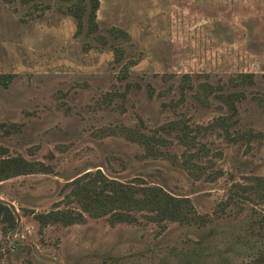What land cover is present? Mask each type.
<instances>
[{"label":"rangeland","instance_id":"rangeland-1","mask_svg":"<svg viewBox=\"0 0 264 264\" xmlns=\"http://www.w3.org/2000/svg\"><path fill=\"white\" fill-rule=\"evenodd\" d=\"M39 1L52 6L40 12L0 0V73L10 74L0 81V144L5 155L49 166L0 179V199L17 217L13 229L0 228V264H253L259 253L264 264V200L248 191L251 197L229 200L234 189L241 192L237 184L264 178V139L237 136L264 130V106L255 96L264 92V0H99L105 43L76 33L59 0ZM110 26L128 36L113 38ZM239 71H253L255 82L243 87L228 135L208 126L226 105L213 97L203 105L193 92L201 80L225 81ZM184 73L194 86L182 93ZM174 120L190 126L194 144L178 139L169 128ZM121 126L158 135L161 152L147 151ZM188 155L202 173L185 167ZM97 169L187 196L209 219L160 225L133 210L136 220L112 222L108 213L83 211L80 222L40 224L39 212L79 208L66 200L69 182Z\"/></svg>","mask_w":264,"mask_h":264},{"label":"trees","instance_id":"trees-1","mask_svg":"<svg viewBox=\"0 0 264 264\" xmlns=\"http://www.w3.org/2000/svg\"><path fill=\"white\" fill-rule=\"evenodd\" d=\"M11 2L13 0H6ZM21 3H31L34 7L43 9L51 7L50 1L38 0H19ZM99 0H59L57 8L69 15L75 20L76 33L84 32L87 35H93L101 43L107 42V35L99 30L97 20V8ZM108 32L113 38L127 37L128 33L119 26L108 27ZM114 58L121 60L123 57V48L120 44H112ZM131 60L123 63V75H126ZM264 78V73L262 74ZM10 74L0 73V81L7 83ZM255 82V73L253 71H239L227 76L225 81L210 82L201 80L195 86L194 96L203 105L211 104V98L222 101L226 107L225 114L217 115L208 124L209 127L219 126L225 134L231 135V126L237 120V103L245 95L244 86L251 85ZM189 73L183 74L179 87L183 93L185 88H193ZM260 105L264 106V92L255 95ZM121 130L131 139L142 143L149 152L158 150L157 144L160 138L156 134H147L134 126H121ZM2 123H0V129ZM169 128L177 129L176 136L178 139L188 145L194 144V134L191 132L190 126L183 120H174L169 122ZM240 137H260L264 139V130L253 131L244 129L237 133ZM232 134V137H237ZM161 152V150H158ZM6 148L0 144V179H4L13 175L48 171L49 166L41 160L28 159L21 154L5 155ZM184 165L189 168L192 173L198 174L204 171L202 165L192 161L190 155L184 158ZM253 182L242 185L237 184L241 188V192L236 189L229 195V200L234 199L235 195L242 193L245 197H251L250 193L243 194L248 191L253 193L254 199L264 200V178L261 176H253ZM71 187L66 196L67 201H74L79 208L74 206H65L51 209L36 214L41 225L49 223L70 224L84 220L83 211L92 216L109 215L112 222L136 220L133 210H145L146 216L160 225H164L167 220L179 221L185 223L203 224L208 219L207 214L199 213L191 203L187 196L174 195L158 184H141L124 182L112 178L104 174L100 169L94 172H87L80 175L70 182ZM228 200V201H229ZM227 201V202H228ZM226 202V203H227ZM221 203L220 208L226 205ZM259 221L264 225V216ZM17 217L14 209L0 199V228L3 232H7L16 226ZM0 248V257H1ZM202 255L199 254V258ZM263 262V256L259 255L253 258V264ZM227 264V262H218L216 264Z\"/></svg>","mask_w":264,"mask_h":264}]
</instances>
